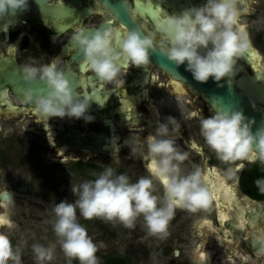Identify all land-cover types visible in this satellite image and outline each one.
<instances>
[{"label":"flooded vegetation","instance_id":"obj_1","mask_svg":"<svg viewBox=\"0 0 264 264\" xmlns=\"http://www.w3.org/2000/svg\"><path fill=\"white\" fill-rule=\"evenodd\" d=\"M204 2L205 0H28L27 10L18 12L12 18L15 21L13 25L5 30L4 22L0 21V214L6 213L11 220H15L12 222L13 227L0 226V231L4 228L7 235L8 229H13L14 233L10 237L15 249L18 230L26 231L30 224L28 222L34 218L40 220L37 211L44 209L41 202H57L39 195L36 198L41 202L18 200L15 195L20 187L18 183L11 181L3 185L8 169L17 173L34 163L38 167L44 160L55 164L67 161L71 162L70 172L97 176L103 172V166L111 167L116 174L128 175L131 182H136L141 177L152 179L154 195L162 200L164 186L151 176L148 168L151 157L147 151V137L155 132L158 121L172 116L180 125L177 145L181 151L188 153V159L181 165L183 174L199 166L212 196L210 182L228 168L234 170L235 184H227L225 178L226 184L219 191L227 199L219 196V199L212 198L210 201L208 207L213 218L205 213L196 218L193 217L194 212L177 208L169 222L176 225L179 221L187 222L188 219L187 223L192 226V233L197 239L191 253L193 263H218L212 260L198 261L196 257L204 249L200 235L203 232H199L198 226L206 218L212 224L210 235L219 239L223 252L231 256L234 264H264V191L251 182L254 166L260 161L251 163L244 160L243 163L236 161L227 164L218 160L200 136L201 118L210 116L214 110L186 84L164 72L153 62L152 57L145 69L129 68L122 64V73L127 75L125 77L122 74L121 79H125L126 83L113 88L93 76L72 38L81 30L92 32L99 28H112L119 31L121 37L136 29L144 35L156 34L160 39L168 15H178L185 9ZM237 6L251 47L245 58L236 65V75L232 78L234 86L240 92L238 86L241 79H244L246 85L258 87L255 91L262 93L260 88L264 83V57L250 27L252 22L261 25L259 39L264 44V0H237ZM125 15L133 22L132 25L125 21ZM253 50L258 57L251 55ZM54 60L58 68L66 73L76 91L90 98L88 114L94 118L92 122L86 123L83 119H44L34 105L25 102V90L22 89L20 93L13 90L14 82L24 79L25 67H40ZM259 106L264 107L261 104ZM91 135H102L107 141L102 143L101 153L97 149H82L64 144L71 143L76 137L83 141ZM51 138L53 143L50 142ZM98 159L105 161V164L98 165L95 162ZM38 174L43 175L44 179L50 175L47 170ZM41 186L43 188V183L36 185L31 192H39ZM44 187L46 193H51L52 196L62 186H57L56 189L53 186ZM4 195H8L5 201ZM229 198L231 202H228ZM31 207L36 210L30 209ZM182 215L189 217L183 218ZM140 217L144 221L143 216ZM25 220L27 224H24ZM18 225L21 229H16ZM109 225L113 230L114 224ZM133 227L136 229L138 226L133 224ZM124 228L127 229L125 226ZM138 234L140 233H136ZM172 253L176 256L180 252L175 249ZM162 255L166 257L164 253ZM97 259L99 264L118 261L135 264L117 253L97 255ZM183 264H191V260L188 259ZM224 264L228 262L225 261Z\"/></svg>","mask_w":264,"mask_h":264},{"label":"clouds","instance_id":"obj_2","mask_svg":"<svg viewBox=\"0 0 264 264\" xmlns=\"http://www.w3.org/2000/svg\"><path fill=\"white\" fill-rule=\"evenodd\" d=\"M27 7L28 0H0V21L4 22L5 30L15 23L12 18ZM72 38L93 76L113 88L126 83L121 79L122 74L127 75L122 73V64L145 69L151 55L157 53L167 57L177 68L183 66L195 82L207 84L212 80L222 88L223 82L234 78L238 61L245 58L251 47L241 24L237 0H205L178 15H168L160 39L156 34L144 35L140 31H129L121 37L120 32L112 28L81 30ZM23 71L28 84L42 83L47 88V96H38L31 89L24 94L25 102L34 105L42 118L93 121L88 114L90 98L73 88L55 60L40 67H25ZM255 124L256 121L242 110H216L201 118L200 136L221 162L264 163V126L254 132ZM179 131L175 117L167 116L157 122L155 132L147 137L151 157L148 168L151 176L164 186L162 200L154 195L152 179L141 177L131 182L128 175L116 174L111 167H106L93 180L71 186L76 199L60 201L52 209L53 232L67 258L78 264H97L98 246L79 223L78 213L85 220H115L128 228L143 216L150 234L166 236L177 208L191 212L208 208L212 196L201 168L195 166L187 174L182 172L181 165L188 159V153L177 145ZM233 174L230 167L225 178L230 179ZM257 185L264 191V180H258ZM0 226L13 227L6 213L0 214ZM32 251L38 264L54 259L52 246L36 243ZM0 264H21L19 249H14L2 231Z\"/></svg>","mask_w":264,"mask_h":264},{"label":"rangeland","instance_id":"obj_3","mask_svg":"<svg viewBox=\"0 0 264 264\" xmlns=\"http://www.w3.org/2000/svg\"><path fill=\"white\" fill-rule=\"evenodd\" d=\"M260 24L252 22L250 27V32L253 33L254 38L257 40V45L261 49L262 56L264 57V44L260 41L259 35L261 33ZM97 162L98 165L105 164V161ZM244 161V160H243ZM243 161H238L243 163ZM237 162V163H238ZM71 162L62 163H52L51 161H42V163L37 167V163L29 167H24L23 171H17V173H12L11 169H8L7 175L3 178V185L10 183L11 181H16L20 187H18L17 195L27 196L25 201L33 200L37 201V195L41 197H49L50 201H55L59 203L60 201L66 200L72 202L76 197L71 192V186L79 184L83 181L95 179L96 175H87L84 173H75L70 172L69 168ZM105 169V166H103ZM42 170H47L50 175L46 176L44 179L43 175L38 173ZM226 173V171H225ZM225 173L222 172L224 175ZM225 177V175H224ZM228 182H234L233 178L226 179ZM43 183V188L39 189V192H31V189H34L36 185ZM44 186H49L54 189L57 186H62L60 190L56 193H46ZM36 190V189H35ZM33 191V190H32ZM35 196V197H33ZM41 202V201H37ZM44 206V213H40L41 222L37 223L30 221L28 223L29 227L26 231L18 232V237L16 241V249L18 248L21 253V264H38L34 258V253L32 251L33 244L39 243L44 246H52L54 248V259L47 264H61L66 262V256L61 250L60 243L58 238L53 232V221L55 219L52 214V209L55 207V204H47L41 202ZM30 209L36 210L31 207ZM38 212V211H37ZM202 213L209 214L206 215L210 218H213L211 209H200L196 212V215L193 214V217H199ZM186 215L183 218H188ZM78 221L83 225L88 235L92 238L94 243L98 246V252L96 255H105L106 253H117L123 257L131 259L135 264H183L184 261L190 259L191 264V253L194 251L197 244V239L192 233V226L186 221L178 222L176 225L169 223L167 235H153L150 234L145 222L142 220V217H138L134 221L136 229L132 226L125 230L124 225L119 221H107L103 218H94L92 220H85L82 217H79ZM104 224H103V223ZM109 223L114 224L113 230ZM24 224H27V221H24ZM21 229V228H20ZM6 233V232H5ZM14 232H8L7 236L11 241L10 234ZM136 233H140L136 235ZM164 241V242H163ZM15 249V248H14ZM179 250L178 255H173V250ZM159 250L160 255L159 256ZM162 253L166 254L164 257ZM71 264H78L75 260L69 261ZM100 261L97 259V264Z\"/></svg>","mask_w":264,"mask_h":264},{"label":"water","instance_id":"obj_4","mask_svg":"<svg viewBox=\"0 0 264 264\" xmlns=\"http://www.w3.org/2000/svg\"><path fill=\"white\" fill-rule=\"evenodd\" d=\"M128 15H125V21H129V23L132 25L133 22L130 21ZM128 18V19H127ZM138 31V30H134ZM251 55L258 57V54L256 51H251ZM153 62L157 64L164 72L167 74L177 78L179 81L186 84L190 89H192L196 94H198L200 97L204 98L210 107L216 111V110H231V109H238L242 110L244 114L249 117L250 119H254L256 121V124L253 127V131L261 126H264V107H260L259 105L264 106V83L262 89V93L256 92L255 89L258 87L248 86L245 84L244 79H241L240 86H238L240 92L238 89L234 86L233 79L223 82L224 87L220 88L217 87V85L212 81L209 80L207 84H200L193 80L190 73L186 72L184 67H176L172 62H170L167 57L157 53L151 55ZM258 58H256L257 60ZM242 71L245 72V69L242 67ZM15 83V93H20V91L23 89V91H27L28 89L33 90L36 95L38 96H47V88L45 85L38 84V85H30L28 84L25 79H18ZM73 86V83H71ZM74 88V87H73ZM178 89V88H177ZM51 143H53V140L51 138ZM107 142L102 135H91L88 136L83 141H80L78 137L74 138L72 142H65L64 144H68L71 147H78L82 149H97L99 153H101L102 150V143ZM222 176H221V175ZM219 175L217 174V177L215 180L211 181L210 184L212 185L213 194L212 198H218L219 196H222L224 199L227 197L225 194L219 192L223 185L226 184L225 177L222 173ZM224 177V178H223ZM233 178V177H232ZM227 181V180H226ZM235 181V180H234ZM227 184L233 185L234 182H228ZM225 191V190H224ZM17 199L20 201H25L27 196L25 195H17L15 194ZM8 198V195H4L3 200L5 201ZM219 199V198H218ZM228 202H231V199H228ZM3 213V211H1ZM39 214L44 213L42 210H38ZM5 214V213H3ZM193 214L196 215V212ZM183 217L185 215H182ZM42 219H32L31 221L40 223ZM12 222H15V220H11ZM17 222V221H16ZM211 222H208V220H202L201 224L198 226L199 232H203L205 235L200 234L203 238V246L204 249L196 255L198 261H214V263L217 264H224L225 261L228 262V264H234L231 256H229L226 252H223V246L219 239L217 237H212L210 235L212 226ZM16 229H20L21 227L18 225L16 226ZM8 229V228H7ZM211 229V230H210ZM2 232L5 233V229L2 228ZM8 232H14L13 229H8ZM20 232V230H18ZM200 237V236H199ZM193 263V260H192ZM194 264V263H193ZM209 264V263H206Z\"/></svg>","mask_w":264,"mask_h":264},{"label":"trees","instance_id":"obj_5","mask_svg":"<svg viewBox=\"0 0 264 264\" xmlns=\"http://www.w3.org/2000/svg\"><path fill=\"white\" fill-rule=\"evenodd\" d=\"M254 177H253V180H251L252 183H256L257 184V181L258 180H264V163H259L257 165L254 166ZM71 259H67L65 263L63 264H70L68 263ZM112 264H124L122 262H113Z\"/></svg>","mask_w":264,"mask_h":264},{"label":"bare ground","instance_id":"obj_6","mask_svg":"<svg viewBox=\"0 0 264 264\" xmlns=\"http://www.w3.org/2000/svg\"><path fill=\"white\" fill-rule=\"evenodd\" d=\"M208 222H210V221H208Z\"/></svg>","mask_w":264,"mask_h":264},{"label":"snow or ice","instance_id":"obj_7","mask_svg":"<svg viewBox=\"0 0 264 264\" xmlns=\"http://www.w3.org/2000/svg\"><path fill=\"white\" fill-rule=\"evenodd\" d=\"M126 66V65H125Z\"/></svg>","mask_w":264,"mask_h":264}]
</instances>
